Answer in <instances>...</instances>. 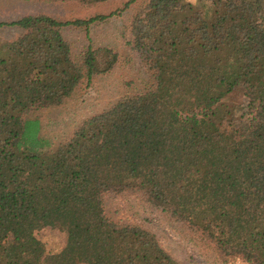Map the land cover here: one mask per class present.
I'll use <instances>...</instances> for the list:
<instances>
[{
	"label": "trees",
	"instance_id": "obj_1",
	"mask_svg": "<svg viewBox=\"0 0 264 264\" xmlns=\"http://www.w3.org/2000/svg\"><path fill=\"white\" fill-rule=\"evenodd\" d=\"M106 19L0 23L21 32L0 44V264H181L155 233L107 216L124 194L223 258L264 264V0H150L126 40L146 84L54 146L37 112L122 59L90 38ZM41 224L64 226L65 246L47 250Z\"/></svg>",
	"mask_w": 264,
	"mask_h": 264
},
{
	"label": "rangeland",
	"instance_id": "obj_2",
	"mask_svg": "<svg viewBox=\"0 0 264 264\" xmlns=\"http://www.w3.org/2000/svg\"><path fill=\"white\" fill-rule=\"evenodd\" d=\"M149 2L109 0L103 4L86 6L75 1L0 0V23L9 24L24 16L39 14L52 16L59 21L108 16V19L92 28L90 38L95 47L99 44L115 48L122 59L112 74L96 78L90 87L84 85L66 104L37 112L43 123V134L54 146L70 137L83 121L102 113L122 97L136 94L146 84L137 54L126 45V40L131 35V26L137 13L144 10ZM20 35L16 27H2L0 44L12 42ZM65 35L79 48L90 44L83 30L67 29ZM236 99L234 103L241 100L238 96ZM105 212L115 222L137 225L155 233L163 248L181 264H247L242 259L223 258L212 247L173 223L165 213L151 208L135 195L108 196ZM36 236L52 252L63 248L67 239L64 226L47 224L38 226Z\"/></svg>",
	"mask_w": 264,
	"mask_h": 264
}]
</instances>
